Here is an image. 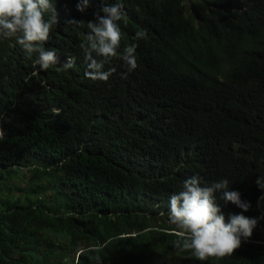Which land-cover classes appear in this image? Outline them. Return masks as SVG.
I'll list each match as a JSON object with an SVG mask.
<instances>
[{
	"label": "trees",
	"instance_id": "1",
	"mask_svg": "<svg viewBox=\"0 0 264 264\" xmlns=\"http://www.w3.org/2000/svg\"><path fill=\"white\" fill-rule=\"evenodd\" d=\"M101 2L53 0L47 69L0 37V264H264V0H108L123 4L117 51L137 44L138 67L114 57L106 82L85 76L80 48ZM192 176L251 204L214 194L226 223L258 221L230 256L175 246L161 214Z\"/></svg>",
	"mask_w": 264,
	"mask_h": 264
},
{
	"label": "clouds",
	"instance_id": "2",
	"mask_svg": "<svg viewBox=\"0 0 264 264\" xmlns=\"http://www.w3.org/2000/svg\"><path fill=\"white\" fill-rule=\"evenodd\" d=\"M88 4L89 0H82V3L77 5L78 10L83 12ZM122 9V3H108V0H102L100 8L94 14L95 20L87 22L88 32L80 48L86 64L85 76L90 80L106 82L115 72V68L105 70V66L117 56L127 66L128 71L138 67L137 44L125 46L120 53L117 51L122 39L118 23L124 16ZM45 13H50L47 20ZM58 23V13L53 0H0V37H15L29 57L37 55L34 63L41 69L58 63L56 51L42 46L48 41L53 26ZM145 36L144 31H138L133 39L140 40ZM74 64L75 58L68 57L63 69H70ZM0 135H3L2 131ZM256 184L264 191V175L256 180ZM218 191L222 192L225 202H231L244 212L251 208L249 202L241 200L238 191L229 190L227 179L202 186L200 179L192 176L183 181L181 191L169 197L168 220L176 226V234L180 237L175 246L182 251H190L199 261L232 255L240 248L242 238L251 237L258 222L257 218L232 214L226 223L224 214L215 203L214 194ZM259 199L264 202V196Z\"/></svg>",
	"mask_w": 264,
	"mask_h": 264
},
{
	"label": "rangeland",
	"instance_id": "3",
	"mask_svg": "<svg viewBox=\"0 0 264 264\" xmlns=\"http://www.w3.org/2000/svg\"><path fill=\"white\" fill-rule=\"evenodd\" d=\"M0 131H2L3 132V130H2V128H1V126H0ZM1 136V135H0ZM30 178V175H29V173H25L23 176H20V177H17V178H15L12 182H8V184L7 185H16V186H20V187H26L27 186V183H28V179ZM14 191H16V194H19V193H22V192H17V190H14ZM4 193H6V191H4ZM167 212H169V211H167ZM167 212H163L161 215H163V216H165L166 218H168V215H166V214H168ZM80 254H81V252H73L72 253V258L74 257L76 260H78L79 259V257H80Z\"/></svg>",
	"mask_w": 264,
	"mask_h": 264
}]
</instances>
